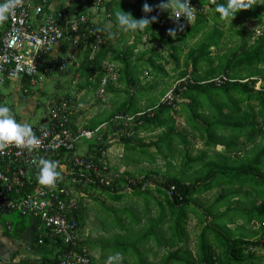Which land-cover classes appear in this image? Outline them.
Instances as JSON below:
<instances>
[{
    "label": "trees",
    "instance_id": "obj_1",
    "mask_svg": "<svg viewBox=\"0 0 264 264\" xmlns=\"http://www.w3.org/2000/svg\"><path fill=\"white\" fill-rule=\"evenodd\" d=\"M167 2L168 0H134L129 5L124 0L104 2L101 7L102 12L94 14L93 18L90 15V22L93 24L84 32L90 36L89 43L99 33L107 36V41L95 53L92 60H88L91 49L80 44L76 49L71 48L69 57L72 61L69 58L66 61L75 65L76 74L86 86L92 81L95 85L100 84L102 77L105 76L101 63L107 62L115 65L117 68L115 71L117 74L116 83L109 82L105 91L116 93L117 89L113 88L118 84L131 87V91H127V97L107 114L106 119L110 121L120 114L132 115L138 112L136 108L137 94H134L137 78L133 75L134 73L132 74L134 64L131 57L139 44L140 36L148 37L149 42L155 40L163 43L168 50V57L175 62L176 68L179 65L180 48L185 46L187 41L197 38L184 55L183 69L178 73L177 78L185 80L175 87L174 94L177 96L172 102L173 106L156 104L157 106H154L150 112L135 119L132 125L134 135L128 139L121 138L118 142L130 149L155 146L158 151L161 149L159 144L162 139L169 141L167 148L170 147V149L173 139H176L179 145L189 144L186 135L176 128V121L173 118L178 114L177 107L180 99H187V102H183L182 108L179 109L184 114V123L197 135L198 139L203 140L205 148L215 149L218 146H223L225 157L221 156V160L215 157V160L209 161L215 167L221 163V167L207 172L203 177L191 183H186L179 176L167 175L158 185L157 181H154L152 173L129 178L132 184H128L125 175L129 174L122 169L121 174L113 180L111 186L89 184L77 188L76 192L101 189L109 199L117 202L123 197L122 194L128 193L125 190L129 187L130 193L136 196L144 195L146 201L149 196V188H145L143 185L149 180L155 184L154 191L164 199L165 206L158 203L156 223L136 234V239L132 244V253L141 260L133 264H147V251L141 252L135 247L136 245L144 246L152 237L160 245L162 236L159 237L156 228L163 227L164 224H167L165 228L167 236L164 241L166 252L156 264H262L264 257L255 256V254L257 251L264 254V86L259 89H256L255 86L264 82V0H254L251 8L238 11L232 20L230 17L221 18L215 8L217 3H223L226 0H190L194 13L189 20L176 15L178 12L174 3L165 6L169 9L162 7ZM145 3L151 9L147 13L143 9ZM119 8L130 13L136 19L145 16L149 18L155 16L157 19L143 30L136 31L137 35L132 36L131 45L126 46L122 51L113 50L114 54L108 57L110 50L108 36L116 31L115 33L121 41L128 35L126 31L122 32L121 26L116 21L114 13ZM59 10H64V8ZM104 21L110 23L109 28L105 29ZM169 29H174V34H170ZM230 38L236 39L235 45L227 48L224 53L215 55L211 53L212 49H220L221 43ZM141 40L144 42L145 38L143 37ZM65 45L61 50L63 54L65 53L64 48L69 46ZM140 56L142 58L144 53ZM154 56L156 54L151 53L146 63L153 65ZM155 68L161 71L159 66H155ZM188 69L191 70L190 77L187 75ZM52 71L67 72V68L60 71L56 67L50 66L45 70V65H42L39 67L38 74L47 76ZM89 79L91 80L89 81ZM160 81L162 82V80ZM148 82H150L149 79ZM22 85L27 89L29 81L23 82ZM182 87L183 91L179 92V88ZM65 100L69 101L67 105L74 111L75 99L70 96L56 99L48 110L60 105ZM170 112L173 116L171 114L167 117L164 116ZM70 113L71 110L67 113L68 128L72 133H77L79 130L73 129L74 126L71 122L73 113L71 115ZM151 126L154 130L165 129L158 135L156 141L142 143L138 140V143L135 138L137 131L140 129L149 130ZM258 138H261V143H256ZM247 145L251 147L255 145L257 149L246 163H240L234 167H228L223 163L224 158L230 157L232 154L241 155L245 152ZM107 148L108 145H103V143L97 146L95 157H100L101 151ZM46 158L58 161V171L61 173L62 166L66 164L63 161L64 152L60 151L57 156ZM184 158L183 166L186 168L196 166L204 159V152L196 156L186 153ZM37 172L38 170L35 171L36 179ZM216 176H230L232 179L226 183L228 188L214 198L211 206H207L206 215L211 217L210 221H206L203 215L196 214L200 225L204 222L207 223L201 227L195 251H191L183 242L187 215L192 211L190 206L195 202L196 196L210 190L214 182L220 184L215 179ZM35 184L34 180L31 185L25 186L24 191H30ZM235 186L237 187L234 188ZM243 188H245V192L242 193ZM170 190H172L171 195H169ZM79 196L84 197L83 194ZM233 199H236L237 204L247 200L249 207L246 210L231 208ZM81 200L82 198H75L78 209L69 215L76 222L81 239V242L76 243L75 247L63 245L61 242L54 245L46 238L40 241L36 232L38 222L19 213H16L17 218L10 224L0 223L3 228L2 235L13 241L21 238L30 225L33 226L30 248L39 257L38 262L29 259L12 262L17 256V253H14L9 264H59V257L65 252L82 248L88 251V245L82 239L85 206ZM221 206H225V210L217 211ZM213 211L215 212L213 213ZM238 218L242 225H238L233 230L229 229L228 226L235 224ZM6 225H9V229ZM248 225L254 226L255 229L258 227V229L245 230L244 226ZM151 256L155 257L154 254ZM89 264H91L90 256Z\"/></svg>",
    "mask_w": 264,
    "mask_h": 264
},
{
    "label": "rangeland",
    "instance_id": "obj_2",
    "mask_svg": "<svg viewBox=\"0 0 264 264\" xmlns=\"http://www.w3.org/2000/svg\"><path fill=\"white\" fill-rule=\"evenodd\" d=\"M75 3L76 9L74 13L83 14L87 8L93 4L94 0H69ZM103 3L109 0H102ZM126 3L132 4L134 0H124ZM59 4L65 5L67 0H58ZM118 10V9H117ZM103 10L101 9V12ZM130 12V11H129ZM89 13V11H88ZM103 26L109 28L110 23L104 21ZM122 30V28H120ZM124 33L125 31L122 30ZM127 37L120 39L117 37L115 31H113L108 37L110 49L108 57H111L114 53L113 50L118 49L120 51L132 43V36H136V31H126ZM145 41L142 42V38ZM139 44L133 51L131 61L134 64L132 74L137 78V84H135V95H139L140 101L142 102V109L146 111L152 109L156 104L159 103L161 94L166 90H173V86H176L177 75L183 69L184 55L188 49L197 40L187 41L186 45L180 48V54L178 55L179 65L176 68L175 62L168 57V50L163 43L157 41H148V37L140 36ZM220 49H212L213 55L217 53H224L227 48L232 47L236 44L235 38L225 39ZM72 49L70 46L64 48V55L61 56L57 52H53V55L60 56L64 60L70 59L69 55ZM144 53L141 58L140 54ZM155 53L153 57V65L146 63L147 58ZM81 58V57H80ZM138 59V60H137ZM70 61H72L70 59ZM76 61V60H75ZM69 63V64H68ZM66 65L67 72L59 73L52 71L47 76L38 74L33 81L32 85L27 87V93H22V85L9 80L3 84L0 88V104L9 106L16 119L21 123H27L29 125H39L41 127L45 124V117L48 114V109L51 107L56 99L64 96H70L75 99V106L77 111L73 115V121L76 123L87 122L91 120V117L95 115V112L102 114L105 110L112 109L113 106H117L120 102L127 97L126 92L131 91V87H127L124 84H118L116 93L105 92L104 98H97L96 92L99 88V84L95 85L89 82L86 86L84 81L76 74L75 65L68 62ZM155 66H159L161 71H158ZM204 67V66H203ZM190 69L187 70V75L190 77ZM147 74V75H145ZM73 76V77H72ZM148 79L150 82H148ZM162 80V82L160 81ZM152 86V87H151ZM156 86V87H155ZM264 86V83H258L255 88L259 89ZM129 91V92H130ZM130 94V93H129ZM187 102V99H180L177 107L178 114L175 115L176 128L186 135L189 144L179 145L176 139H173L171 149L167 148L169 141L162 139L159 147V151L155 146H148L146 148H136L134 151L130 148H126L123 144H114L110 146L107 156H110L112 152L119 148H122V155L125 156L123 160L119 161V165H124L126 162V172L129 175H125V178L141 177L144 174L152 173L154 181H157V185L161 184L167 175L179 176L186 183L194 182L196 179L203 177L207 172L211 170L220 169L221 163L216 167L209 161L215 160L218 157L221 160V156H224L223 146H218L215 149L205 148L203 146V140L198 139L197 135L187 128L184 123V114L181 112L182 104ZM110 107V108H109ZM75 109V110H76ZM115 107L113 108V110ZM94 116L93 118H95ZM104 118V117H103ZM103 118L97 120L99 123ZM86 126V125H85ZM138 134V133H137ZM136 134V136H137ZM160 131L149 135L148 132H143L137 138L142 143H149L156 141ZM138 141V143H139ZM241 141V139H240ZM261 138H258L256 143H261ZM95 144L96 140L87 142L80 141L75 149V152L79 155L83 154V148L87 144ZM257 147L247 145L245 152L241 155H230V157L224 158L223 163L228 167H234L240 163H246L256 151ZM204 152V159L196 166H183L184 155L187 153L191 156L201 155ZM121 157V155H120ZM131 158V159H128ZM153 159V162H151ZM110 171L121 174V167H117L112 170V166L107 162ZM115 166V165H113ZM63 170V166L61 171ZM124 170V169H123ZM220 184L214 182L212 188L206 192L194 198L195 202L191 204L188 212L185 233L183 236V242L186 247L191 251H195L198 235L201 227L207 223L204 222L202 225L198 223L196 214L203 215L206 221H210L211 217L206 215L207 206H211L215 197H217L222 191H225L228 186L226 183L231 180L230 176H216ZM155 184L151 183L149 188V196L147 200H144V195L136 196L130 193L122 194L123 197L120 201H113L108 198L106 193L101 189H88V191L75 192L74 198H82L83 205L85 206L84 212V227L82 229L83 238L88 247L90 254L91 264H133L138 263L141 259L132 253L133 242L136 239V234L143 231L156 223L159 206L158 203L164 204V199L158 196L154 191ZM235 186L234 188H236ZM123 192V190H120ZM245 192V188L242 189V193ZM83 194L84 197L79 196ZM242 197V196H240ZM231 208H239L246 210L249 207L247 200H243L241 204H237L236 199L232 200ZM225 206H221L217 211L223 212ZM194 210V211H193ZM194 212V213H193ZM215 211H213L214 213ZM16 213H10L8 219L11 221L15 220ZM241 224L239 218L235 224H232L229 229L233 230L235 227ZM167 224L162 227H157L159 237L162 236L161 244L158 245L154 238H150L144 246L136 245L138 251H147V264H156L160 257L165 254L166 246H164L165 237L167 233L165 231ZM252 227V228H251ZM245 230L253 229L254 226H244ZM211 237V236H210ZM119 252L121 254L118 260L109 261V256ZM18 254V252H16ZM154 254L155 257L151 255ZM255 256L264 257L263 252L257 251ZM8 256L5 255L1 258V264H7ZM264 264V262L262 263Z\"/></svg>",
    "mask_w": 264,
    "mask_h": 264
},
{
    "label": "built area",
    "instance_id": "obj_3",
    "mask_svg": "<svg viewBox=\"0 0 264 264\" xmlns=\"http://www.w3.org/2000/svg\"><path fill=\"white\" fill-rule=\"evenodd\" d=\"M102 5V0H95L85 13L75 14L66 8L51 10L47 0H21L15 14L0 23V88L9 80L21 85L29 81V85H32L42 65H45V70L54 66L63 71L68 62L53 55V52L63 56L61 50L65 44L73 49L80 44L89 47L91 53L88 60H92L107 41V36L99 33L89 43L90 36L84 31L93 24L90 22V15L99 14ZM101 67L105 76L96 92L99 99L104 98L107 84H115L117 79L114 64L103 62ZM22 88V93L26 94L27 89L23 85ZM182 90L183 88L178 91ZM176 96L174 89L170 90L161 102L170 105ZM67 102L65 100L48 110L43 127L31 126L40 139L39 144L0 148V216L19 213L29 217L38 222L36 232L40 241L46 238L54 245L61 242L75 247L81 239L77 224L69 215L78 209L73 196L76 189L89 184L108 187L119 177L117 173L110 171L103 153L98 158L80 156L75 152L77 144L91 140L101 144L104 138H129L135 119L144 115V112L120 114L95 128L80 129L77 133H72L68 128L67 113L71 110V115L73 111ZM60 151L64 152L63 161L66 163L61 177L53 186L40 184L36 179L35 171L38 169L33 160L41 156H57ZM34 180L36 184L25 192V186L31 185ZM126 180L128 184H132L129 178ZM151 183L149 180L143 187L146 188ZM126 189L130 190L129 187ZM171 192L172 190L169 195ZM6 227L9 229V225ZM59 264H89V253L85 248L65 252L59 257Z\"/></svg>",
    "mask_w": 264,
    "mask_h": 264
},
{
    "label": "clouds",
    "instance_id": "obj_4",
    "mask_svg": "<svg viewBox=\"0 0 264 264\" xmlns=\"http://www.w3.org/2000/svg\"><path fill=\"white\" fill-rule=\"evenodd\" d=\"M20 3H21V0H0V23L7 21L10 18V16L14 15L16 12V9L20 5ZM170 3L175 4L176 10L179 14V17L183 16L189 20L193 16L194 8L191 6L190 0H168L167 3H164L162 5V7L169 9L165 6L169 5ZM253 4H254V0H226V2L217 3L215 5V8H216V11L220 14L221 18H229L230 17L232 20V18L237 14L238 11L249 9L253 6ZM143 9L146 13L151 10L150 6L147 3L144 4ZM114 15L116 17L117 23L121 26L122 30H124V31L143 30L146 26H150V23L152 21H155L157 19L155 16H152L151 18H149L148 16H145L143 18L136 19L130 13H126V12L122 11L121 8L116 10ZM174 32H175L174 29H169L170 34H174ZM186 78H188V77L186 76ZM181 80H183V79H177L176 82L177 81L179 82ZM176 86H178V85H176ZM176 86H173L174 90H175ZM182 88H179V89H182ZM171 90H172V88H171ZM167 92H168V90L166 91V93ZM163 97H161L159 99L158 104H163L161 102ZM164 105H166V104H164ZM155 106H157V105H155ZM168 106H173V105L171 103ZM150 111H151V109H148L146 111L139 109L137 113L144 112V114H145V113L150 112ZM127 115H129V114H127ZM108 120H106L104 122H108ZM95 126H92L90 128H95ZM133 132H132L131 136L134 135ZM120 139L106 140L104 138L102 143H103V145L106 142H110V141L112 143H114V142L117 143L118 141H120ZM122 139H128V138H122ZM85 142H87V141H85ZM39 143H40V139L35 134L31 125H29L27 123L19 122L16 119L13 110L9 106L0 104V148H3V147L8 146V145L32 146V145H36ZM101 144H99V145H101ZM103 151H105V150H102L101 154L102 153L104 154ZM80 156H84V155H80ZM104 160L106 162L105 154H104ZM33 163L35 164V166L38 169L37 178H38V182L40 184L47 185V186H53L56 183L57 179L61 177V173H60V171H58V163H59L58 161H56L54 159H48V158L41 156L38 159H34ZM88 253H89V251H88ZM89 256H90V254H89ZM120 256H121V254L119 252H116L113 255L109 256L108 259H109V261L118 260L120 258Z\"/></svg>",
    "mask_w": 264,
    "mask_h": 264
},
{
    "label": "crops",
    "instance_id": "obj_5",
    "mask_svg": "<svg viewBox=\"0 0 264 264\" xmlns=\"http://www.w3.org/2000/svg\"><path fill=\"white\" fill-rule=\"evenodd\" d=\"M47 3H48L49 8L51 10H59L61 8H66V9L75 11V9H76L75 3H72V1H69V0H67V3L65 5L59 4L58 0H47ZM94 16L95 15H92V18ZM108 47H109V49L111 48L110 47V44L108 45ZM109 51H111V49ZM163 94H161L160 98L162 97ZM138 96L139 95H136V99H137V101H136V108H137V110L142 109V107L144 106V105L143 106L141 105L142 102L140 101V98H138ZM114 107H116V106H113L112 109H110V110L103 111L102 114H98V113L95 112V115H93L91 117V120L90 121L84 122L82 124H81V122L76 123L72 119L71 122H72V124L74 126L73 129L76 130V131L77 130H80V129H91L90 128L91 126H93V125L94 126L95 125L97 126V125L103 123L104 121L107 120L106 119L107 114L110 113V112H112ZM75 109H76V107H75ZM76 111H77V109L73 111L72 118H73V115H74V113ZM170 114H171V116H173L171 112L169 114L166 113L164 116L167 117V116H170ZM94 116H96V117L93 118ZM100 118H103V119L98 123L97 120H99ZM173 118L175 119L174 116H173ZM164 129L165 128H160V129H155L154 130L153 129V126H151V128L149 130H144V129L143 130L142 129L138 130L137 131L138 134L137 133L136 134H137V136H139L143 132H148L149 135H153V134H155V133H157L159 131L161 133ZM137 136L135 138L138 141L139 139L137 138ZM105 144L108 145V148L105 151H103V152H104V154L106 156V161L109 162V164L112 166V170H115L117 167H121V169H124L125 170L126 169V165H127L126 162H123L124 165H119L118 164V162L121 161V160H123L124 157H125V156L122 155V151H123L122 148L117 149L116 151L112 152V154L110 156H107V153H108L111 145H114V144H123V143H120V142H117V143L114 142V143H112L110 141V142H106ZM98 145H99L98 143H95V144L93 143L91 145L90 144H87L83 148V154H81V155H84V156H94L96 154V149H97V146ZM131 150L134 151L135 149H131ZM120 155H121V157H120ZM128 159H131V158H128ZM113 165H115V166H113ZM125 173H126V170H125ZM8 215L9 214H5V215L0 216V223H2L3 225L4 224H10L12 221L10 219H8ZM2 233H3V228H2V225L0 224V244L7 249L6 255L8 256V259L9 260L11 259L12 255L14 253L18 252L17 256L14 258V260L12 262H18L21 259H29L31 261H37L38 262L39 257L37 255H35L32 252L31 248H30V244H31V241H32V235H33V226L32 225H30V227L21 236V238L17 239L16 241H13V240H10V239L6 238L5 236L2 235ZM3 256H5V255H3ZM3 256L0 255V261H1V258Z\"/></svg>",
    "mask_w": 264,
    "mask_h": 264
},
{
    "label": "water",
    "instance_id": "obj_6",
    "mask_svg": "<svg viewBox=\"0 0 264 264\" xmlns=\"http://www.w3.org/2000/svg\"><path fill=\"white\" fill-rule=\"evenodd\" d=\"M0 246H2V245L0 244ZM6 252H7V250H3V251H0V254H1V255H3V254L6 255ZM8 263H10V260H9V259H8V261H7V264H8Z\"/></svg>",
    "mask_w": 264,
    "mask_h": 264
},
{
    "label": "flooded vegetation",
    "instance_id": "obj_7",
    "mask_svg": "<svg viewBox=\"0 0 264 264\" xmlns=\"http://www.w3.org/2000/svg\"><path fill=\"white\" fill-rule=\"evenodd\" d=\"M3 250H7L4 246H0V251H3ZM1 255V254H0ZM1 256H3V255H1ZM2 262L0 261V264H1Z\"/></svg>",
    "mask_w": 264,
    "mask_h": 264
}]
</instances>
